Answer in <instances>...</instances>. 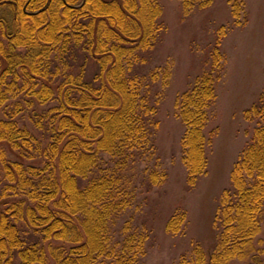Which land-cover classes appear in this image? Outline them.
Returning <instances> with one entry per match:
<instances>
[{
  "label": "trees",
  "instance_id": "trees-1",
  "mask_svg": "<svg viewBox=\"0 0 264 264\" xmlns=\"http://www.w3.org/2000/svg\"><path fill=\"white\" fill-rule=\"evenodd\" d=\"M179 1L184 11L213 2ZM232 6L236 18L241 1ZM161 14V0H0V142L41 159L39 166L8 162L0 147V196H13L0 212V264H141L149 231L123 215L138 205L139 176L149 189L167 175L158 158L139 170L152 159L160 92L151 91L159 67L137 68L164 29ZM217 47L215 40L211 63L175 98L190 185L208 165ZM20 94L27 106L48 105L30 115L39 135L13 120L24 109L20 100L5 105ZM245 116L256 125L233 162L231 189L223 190L215 246L196 245L178 264H228L252 252L264 219V93ZM183 222L174 213L165 229L175 233Z\"/></svg>",
  "mask_w": 264,
  "mask_h": 264
},
{
  "label": "rangeland",
  "instance_id": "rangeland-1",
  "mask_svg": "<svg viewBox=\"0 0 264 264\" xmlns=\"http://www.w3.org/2000/svg\"><path fill=\"white\" fill-rule=\"evenodd\" d=\"M238 16H232L234 0H213L204 9L183 10L179 0H161L164 29L159 40L149 52L144 64L137 70L146 72L159 67L158 81L151 91L157 90L154 151L151 160L140 161L144 166L156 165L167 175L160 185L149 189L137 178L138 205L131 207L123 219L131 218L135 228H147L149 238L141 264H178L181 256H187L196 245L209 252L215 246L217 235L216 213L223 190H230V171L238 154L247 144L255 127L245 110L264 93V0H240ZM9 17V16H8ZM12 21V16L9 17ZM12 23V22H11ZM0 25V39H3ZM219 41L217 63L220 77L217 82V98L210 113L205 132L212 131V141L207 147L206 173L192 185L182 156L181 138L184 124L176 115L175 98L192 83L204 67L211 63V50ZM20 50H23L22 48ZM5 63L0 57V73ZM164 68L167 74L162 71ZM94 67H88L91 72ZM164 74L163 83L160 82ZM160 79V80H159ZM40 82L47 83L40 78ZM51 85V84H50ZM29 99L23 94L6 101L9 108L19 101L23 111L14 116L18 126L31 135H39L31 122L33 111L47 108V104L35 101L27 106ZM2 108L0 117L3 118ZM5 149L6 161L39 166L41 159L22 156L7 142H0ZM4 181L0 182V187ZM0 196V212L5 211L12 199ZM174 213H183L184 222L175 233L167 232L166 222ZM11 219V216H10ZM251 254L234 257L228 264H264V219L258 234L251 241ZM17 263V262H16ZM14 262V264H16Z\"/></svg>",
  "mask_w": 264,
  "mask_h": 264
}]
</instances>
